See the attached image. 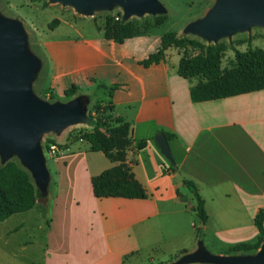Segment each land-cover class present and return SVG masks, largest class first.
Segmentation results:
<instances>
[{"label":"crops","instance_id":"0c3cea01","mask_svg":"<svg viewBox=\"0 0 264 264\" xmlns=\"http://www.w3.org/2000/svg\"><path fill=\"white\" fill-rule=\"evenodd\" d=\"M98 33L93 40L44 43L49 84L57 95L72 84L88 92L103 81L118 85L106 100L113 102L114 116L133 126L127 163L149 196L96 197L93 177L116 163L78 139L51 162L54 186L46 203L38 200L33 209L2 221L24 215L5 230V239L26 232L21 244L37 242L42 251L37 264H129L143 252L193 253L200 241L210 251L209 238L228 246L254 242L259 236L255 217L264 211V89L193 102L190 88L197 80L178 74L180 55L171 61L172 48L165 61L145 67L140 61L153 53L150 37L119 44ZM164 131L175 134L169 141L177 162L172 173L155 141ZM142 141L146 145L139 148ZM185 179L196 183L205 202L208 219L200 225L201 240L189 213L196 201ZM186 200L195 205L186 206Z\"/></svg>","mask_w":264,"mask_h":264},{"label":"trees","instance_id":"16d2710c","mask_svg":"<svg viewBox=\"0 0 264 264\" xmlns=\"http://www.w3.org/2000/svg\"><path fill=\"white\" fill-rule=\"evenodd\" d=\"M157 24L164 22V17L156 18ZM59 19L51 23L53 28L59 24ZM101 30V29H99ZM103 37L122 44L127 39L138 36L137 26L130 22L116 20L115 14L106 17ZM176 47L182 50L178 64V74L186 79H196L191 86L190 95L193 102L209 101L227 98L239 94L264 89V48L240 51L235 49L233 64L230 68H223L222 63L230 46L226 43L206 44L200 39L179 36L176 32H167L161 36V43L156 52L140 61L145 67L159 64L166 60L167 50ZM108 89L111 98L118 88L117 84L107 86L99 82L98 89ZM81 91V87L72 84L65 90V95L73 97ZM57 97L53 94L52 98ZM97 99L89 110V116L94 122L90 131L80 132L78 139L88 141L93 151L103 152L112 162L113 167L104 170L92 179L93 191L98 198L123 197L128 199H145L149 196L146 188L136 178L132 167L127 163V155L133 145V126L123 117L113 115L114 104L111 100ZM171 141L175 134L163 132ZM57 143L50 139L46 143ZM146 145L139 143V148ZM175 171L176 167L170 164ZM185 185L193 193L196 206L195 211L204 225L208 215L205 202L196 183L185 179ZM39 200V191L33 182L30 172L17 161L11 160L0 167V221H4L17 213L33 209ZM46 211L45 209H43ZM255 224L259 236L254 242H238L229 245L234 253H253L257 251L264 239V211L255 217ZM203 228L200 227L202 233Z\"/></svg>","mask_w":264,"mask_h":264},{"label":"rangeland","instance_id":"374dc122","mask_svg":"<svg viewBox=\"0 0 264 264\" xmlns=\"http://www.w3.org/2000/svg\"><path fill=\"white\" fill-rule=\"evenodd\" d=\"M165 8L166 12L153 14L149 11L142 14H132L127 19L124 18V10L120 5H115L113 9H99L92 13H84L79 11L71 3H63L62 1L53 0H0V17L9 20H19L27 34L28 47L31 52L41 61V67L37 73L36 78L33 80L32 89L37 95L38 99L42 101H48L49 103L55 102H68L78 96H86L85 109L87 110V116L89 120L87 122H76L69 125L60 133L55 131H49L43 133L41 137V146L47 159V166L49 169L51 162L59 155H50L49 148L46 147V143L50 139L56 140V144L60 148H64L69 142L78 140V135L83 131H90L94 126V122L89 116V110L97 99L106 100L108 94L102 91L97 85L93 88V91H80L73 97H68L65 93L57 95L52 98V88L50 86L49 77V62L45 53L46 46L44 43L56 41L61 39H88L93 40L99 37L98 32H102L106 24V17L110 14L120 16V20L127 22L130 21L137 26L139 35H147L150 37L149 49L154 52L157 48V43L160 42L161 36L167 32H176L179 36H188L190 38H197L206 44L226 43L230 46L223 59V68H230L234 61L235 49L240 51L254 50L257 48H264V26L254 24L250 29L235 31L231 36H222L217 42L209 41L207 38L201 36L198 33H185V29L189 26L196 24L207 13H209L215 6L217 0H158ZM164 17L162 24H157V17ZM59 19V24L51 27V23ZM101 29V30H99ZM170 53V60H174L181 55L182 50L172 47ZM178 60V58L176 59ZM104 82V81H103ZM50 83V84H49ZM108 102V101H106ZM17 161L22 167H25L19 156L14 155L9 160ZM5 162L0 152V167L4 166ZM26 169V168H25ZM51 171V170H50ZM31 174V173H30ZM36 185L35 178H33ZM54 175L51 172V183L47 194H43L39 191V203L44 205L52 194L54 186ZM186 206L195 205L194 200H186ZM184 206V205H183ZM42 212H45L39 206ZM46 210V209H45ZM191 214V220L197 224L196 232L200 240V219L195 211L189 210ZM30 214V213H29ZM24 215H15L9 221H0V264H37L42 255V251L39 248L38 243H31L22 245L21 242L28 238L26 232H15L8 240L5 239L4 233L8 227H13L23 218ZM27 216V215H26ZM40 220L44 221V215H40ZM33 223V220L32 222ZM208 249L212 252L223 254H240L234 253L229 250L228 245H223L214 239L209 238L207 241ZM263 244V241H262ZM261 244V246H262ZM260 246V248H261ZM260 248L258 250H260ZM170 250H160L153 254L143 252L140 256L131 261L129 264H176L184 254L177 253ZM257 250V251H258ZM257 251L249 254H254ZM213 254V253H212ZM243 255H249L248 253H241ZM182 264V263H177ZM186 264V263H185ZM188 264H201L199 262H191ZM202 264H223L216 262H207Z\"/></svg>","mask_w":264,"mask_h":264},{"label":"water","instance_id":"95a60500","mask_svg":"<svg viewBox=\"0 0 264 264\" xmlns=\"http://www.w3.org/2000/svg\"><path fill=\"white\" fill-rule=\"evenodd\" d=\"M73 4L79 11L92 13L99 9H113L120 5L124 18L144 12L164 13L158 0H53ZM264 26V0H217L212 10L185 33H198L209 41L217 42L222 36L250 29L252 25ZM41 61L28 47L27 34L19 20L0 17V152L5 164L15 154L35 178L36 187L47 194L51 173L41 146L43 133H60L76 122H87L86 96L68 102L49 103L38 99L33 92V80ZM161 152L176 167L170 142L163 132L155 136ZM204 225V223H202ZM216 262L223 264H264L263 244L249 255H218L208 251L202 241L193 253L184 254L177 263Z\"/></svg>","mask_w":264,"mask_h":264},{"label":"built area","instance_id":"2783aa9c","mask_svg":"<svg viewBox=\"0 0 264 264\" xmlns=\"http://www.w3.org/2000/svg\"><path fill=\"white\" fill-rule=\"evenodd\" d=\"M120 16L119 15H116V20H120ZM49 150H50V155L52 156H56V155H63L65 153V148H60V146H58V144L54 143V144H51L50 147H49ZM169 169V173H172L173 169L170 167H168Z\"/></svg>","mask_w":264,"mask_h":264}]
</instances>
